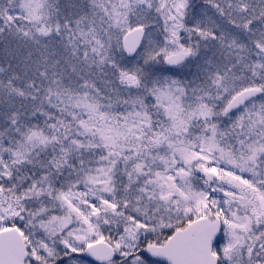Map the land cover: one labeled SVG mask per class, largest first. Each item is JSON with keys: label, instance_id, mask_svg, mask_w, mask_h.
Masks as SVG:
<instances>
[{"label": "snow or ice", "instance_id": "1", "mask_svg": "<svg viewBox=\"0 0 264 264\" xmlns=\"http://www.w3.org/2000/svg\"><path fill=\"white\" fill-rule=\"evenodd\" d=\"M0 264H264V0H0Z\"/></svg>", "mask_w": 264, "mask_h": 264}]
</instances>
